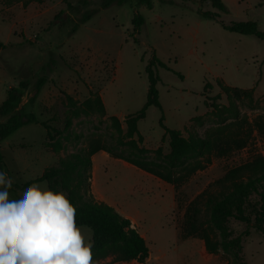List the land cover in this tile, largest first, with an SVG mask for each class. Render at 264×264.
Listing matches in <instances>:
<instances>
[{
    "label": "rangeland",
    "instance_id": "374dc122",
    "mask_svg": "<svg viewBox=\"0 0 264 264\" xmlns=\"http://www.w3.org/2000/svg\"><path fill=\"white\" fill-rule=\"evenodd\" d=\"M139 0L101 10L86 23L82 15L97 8L101 0H0V105L10 88L26 82L17 110L36 114L39 124L23 126L1 143L3 172L13 179L10 199H20L24 185L57 165L61 158L87 148L94 139L114 146L125 133V117L143 109L149 80L147 65L156 56L167 68L156 69L161 108L150 107L138 123L146 148L169 153L163 124L173 130L205 138L228 125L227 132L242 128L248 145L228 156L213 158L179 189L138 168L109 157H96L91 192L97 201L131 218L144 236L150 256L144 264H227L233 254L211 255L197 238L183 239L181 227L187 206L222 178L229 169L264 155V40L232 33L221 22L203 13H218L200 0H173L176 5ZM225 24L256 22L264 32V0H223ZM68 4L74 9H68ZM185 6V7H184ZM136 15L144 24L135 33ZM77 26L76 32L72 29ZM47 82L37 95L36 83ZM209 85V86H208ZM208 86V87H207ZM207 88V90H206ZM239 92L237 93L236 89ZM100 93L106 114L72 118L65 94L78 102ZM217 104L208 109L206 101ZM118 117L119 133L111 118ZM201 117L199 121L192 120ZM8 117H0V123ZM46 124L52 138L47 135ZM61 142L53 152L49 143ZM42 187L47 183L40 182ZM84 229L92 242V230ZM228 228L243 238L247 264H264V233L246 224L231 222ZM90 230V231H89ZM114 263L109 258L100 264Z\"/></svg>",
    "mask_w": 264,
    "mask_h": 264
},
{
    "label": "trees",
    "instance_id": "16d2710c",
    "mask_svg": "<svg viewBox=\"0 0 264 264\" xmlns=\"http://www.w3.org/2000/svg\"><path fill=\"white\" fill-rule=\"evenodd\" d=\"M80 1L87 3V0ZM130 1L101 0L97 8L82 15L79 24L88 22L101 10L112 5L122 6ZM200 1L209 3L218 11L215 14L209 12H202V14L207 18L220 21L224 30L264 40V32L259 30L256 22L223 23L220 13L228 12L223 0ZM160 2L176 5L173 0H160ZM139 4L153 7L151 0H139ZM68 9H74V6L68 4ZM133 24L135 33L139 32L144 24V18L136 15ZM76 30L77 26L72 29V33ZM5 48L6 44L0 40V50ZM158 67L167 68V65L154 56L146 67L149 80L147 102L142 110L125 117L126 131L120 135L114 146L109 147L100 139H94L84 150L61 158L57 165L45 169L40 177L24 185V188H27L32 183L45 182L50 190L62 191L67 195L70 203L76 208L77 227H88L92 230L94 264H100L109 258H112L114 263L144 264L150 256L145 238L133 227L131 220L121 215L112 206L97 201L93 197L91 179L94 155L104 151L111 157L122 160L179 189L195 173L206 169L213 158L228 156L248 145V140L241 137L242 128L237 129L236 132H227L229 126L225 125L210 131L205 138L194 134L186 137L182 131L167 128L162 119L161 125L165 130L163 141L168 139L169 153L163 155L162 148L152 152L143 146L144 138L139 132L138 123L146 118L148 108H161L157 89L160 82L156 72ZM46 82V77L37 81V95ZM27 88L26 82H20L17 87L10 88L6 99L0 105V117H8L5 122L0 123V150L2 141L20 128L40 123L36 114L32 112L27 113L24 109L16 111ZM65 97L72 118L94 113L106 114V107L100 93H91L82 102H78L68 94H65ZM206 105L208 109L217 107V104H210L209 100L206 101ZM200 118L196 117L192 122L199 121ZM111 121L115 129L122 133L119 118L113 116ZM41 125L51 139V129L46 124L41 123ZM61 144V142H50L48 147L52 148L53 152H59ZM3 166L4 160L0 152V171L2 172ZM231 222L246 224L257 233H264V155H256L250 161L232 167L222 178L191 201L186 209L181 236L183 239L202 240L206 251L211 255L233 254L232 260L227 264H247L243 259L242 249L243 238L250 236V230L247 229L236 235L228 228Z\"/></svg>",
    "mask_w": 264,
    "mask_h": 264
},
{
    "label": "clouds",
    "instance_id": "9594fccd",
    "mask_svg": "<svg viewBox=\"0 0 264 264\" xmlns=\"http://www.w3.org/2000/svg\"><path fill=\"white\" fill-rule=\"evenodd\" d=\"M12 183L0 171V264H94L91 239L64 192L32 183L10 199Z\"/></svg>",
    "mask_w": 264,
    "mask_h": 264
},
{
    "label": "crops",
    "instance_id": "0c3cea01",
    "mask_svg": "<svg viewBox=\"0 0 264 264\" xmlns=\"http://www.w3.org/2000/svg\"><path fill=\"white\" fill-rule=\"evenodd\" d=\"M103 98V97H102ZM98 155H101L102 157H109V154H107L106 152H104V151H100L99 153H97L96 155H94L93 156V159H92V161H93V174H94V176H95V171H96V165H95V161H96V157L98 156ZM130 220H131V218H129ZM131 222H132V225H133V227H135L136 228V226H135V222L133 221V220H131ZM143 236V235H142ZM144 237V236H143ZM102 263H104V262H102Z\"/></svg>",
    "mask_w": 264,
    "mask_h": 264
}]
</instances>
